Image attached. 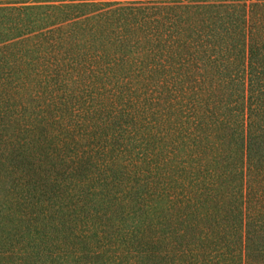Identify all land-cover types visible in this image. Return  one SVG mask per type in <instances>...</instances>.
I'll use <instances>...</instances> for the list:
<instances>
[{"label": "trees", "instance_id": "obj_1", "mask_svg": "<svg viewBox=\"0 0 264 264\" xmlns=\"http://www.w3.org/2000/svg\"><path fill=\"white\" fill-rule=\"evenodd\" d=\"M264 264V0H0V264Z\"/></svg>", "mask_w": 264, "mask_h": 264}, {"label": "rangeland", "instance_id": "obj_2", "mask_svg": "<svg viewBox=\"0 0 264 264\" xmlns=\"http://www.w3.org/2000/svg\"><path fill=\"white\" fill-rule=\"evenodd\" d=\"M73 264H75V263H73Z\"/></svg>", "mask_w": 264, "mask_h": 264}]
</instances>
